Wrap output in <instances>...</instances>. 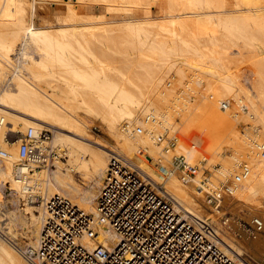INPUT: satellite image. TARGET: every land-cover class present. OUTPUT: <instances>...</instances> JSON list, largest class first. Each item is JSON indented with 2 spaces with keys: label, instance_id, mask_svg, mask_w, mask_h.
<instances>
[{
  "label": "bare ground",
  "instance_id": "1",
  "mask_svg": "<svg viewBox=\"0 0 264 264\" xmlns=\"http://www.w3.org/2000/svg\"><path fill=\"white\" fill-rule=\"evenodd\" d=\"M101 1L109 2L112 5L114 3L116 6L118 5L117 7H120L122 11H129L134 5L138 7H149V5L159 2L158 0ZM234 1V4L230 6V2L227 6V1L225 0H167L168 5L162 10L161 18L163 20L161 21L160 18L161 22L159 20V22L149 21L146 18L143 20H137V18H135L137 21L133 20L134 17H132L133 19L126 18V22H124L126 24L124 26L120 24L122 27H120V25L118 27L120 29L125 28L126 31L129 32L131 31V35L133 32H136L133 35L137 34V37L135 36L137 40L135 41H137L136 44H138V49L132 48L134 51L136 50V52H138L137 55L134 54L133 56L132 54H130L131 56L127 54V58H122L124 57V54H122L119 56L122 58V62L119 61V57V59L117 58V62H115L116 59H114V66L116 65L113 68L114 71H112L113 73L111 75H107L105 74L107 73L106 70L104 72L101 71L100 67L99 69L95 68L94 63L96 62L92 63L93 61H89L90 57L87 58V56L90 54H87L86 58L83 57L82 54H80V56L78 54L75 56L77 52L73 53L74 50H72V47L75 48L76 46H74L72 42H70L72 44V46H70L68 44L69 41L67 42L69 38H66L68 35L66 31H68V29L64 31V29L59 30L56 28V33L59 34H52L49 31L50 29H35L31 24L33 21L30 19L33 17L32 12L31 17H29L30 15L27 16L24 0H3L2 8L0 9V147L3 146L8 151L6 152L0 148L5 152V156L0 158V194L4 196L8 194L13 199L14 204H16L21 198L28 200V198L35 193L42 194L43 191H46L45 193L53 196L58 194L62 189L71 194L72 198H74L73 200H75L73 204L79 209L94 213L96 198L95 188L102 184L101 182L107 166V157L112 153H117L129 160V162L143 171L156 183L164 184L165 189L173 196L178 202V206L182 208L185 213L199 217L194 214V210L196 211L198 208L197 206L200 204H197L198 201H195L192 196L193 191L191 190L192 193H190L186 187L180 185L174 177L165 179L162 176V169L164 167L162 163L163 159L158 157V155L162 156L163 152L152 132L169 129V131L171 130V134H173L172 132H175V129L180 130L177 145L166 152L170 151L175 154L176 152L182 153L187 157L186 161L189 164H196V161L202 157L205 160L207 159V161H210L211 158H213L212 160L221 158L220 151L222 146L229 143V141H226L233 138L232 135H234V137L236 136L235 134H237V131L235 132L234 128L236 124L239 123L240 116L238 115L240 113L238 112L239 114L237 115V111L232 112L231 109H240L243 111L242 115L244 119L247 120V117L252 118L255 123L260 122L264 125V114H262L264 113V109H262L264 108V86L257 87L253 82L254 80H252L253 78L248 75H243L241 79V75H238L239 72H229L227 69H225L222 82L220 84L216 82V77L219 74L216 62L223 60V57L228 58V51L226 49L228 45L226 46V44L229 41L232 42L231 39L234 35L235 37H243V39H245L244 45H250L252 44V40L245 37L247 36L245 34L248 32V29L258 28L259 30H264V0ZM111 7L114 8V5ZM68 10V19L72 22L74 27L80 23V20L85 21L87 19L86 17V19L82 17L83 15L81 16L82 18L76 16V11L78 10H76L73 5L68 7ZM124 13H126V11ZM125 16H127V14ZM77 17H79L80 20ZM87 22L83 23L87 24ZM88 24L92 26L84 25V28L86 30L87 28H92L95 32L100 30H103V32L106 30V32H108V28L110 27H98V25H102V23L91 21ZM65 25H68L67 22H65ZM80 27L76 29H80ZM120 29H118V31H121ZM69 30L72 31V29ZM116 30L114 28L113 31ZM71 31L70 33H72ZM5 32L10 36L8 40H6ZM95 32L89 33L90 35L88 37H86L84 33V36H81V41L83 43L81 42L80 44L79 38L76 40V43H79V45L84 43H89V46L92 45L90 42L92 43L93 40H89L95 38ZM106 32H104V34H106ZM122 32L125 31L123 30ZM104 36L106 37V35ZM104 36L102 37L104 38ZM100 37L101 36H99V38ZM64 38H66V42L63 40ZM70 38H72V35ZM96 38H98V36H96ZM114 38L117 42L115 44L118 45L119 41L116 40V36ZM132 38L133 37H131V39ZM239 40L241 41V39ZM71 41L75 42V40ZM95 43H97V41ZM128 43L131 44L132 42ZM115 44L114 46H116ZM256 45L258 44H255V46ZM118 47L121 48L123 46L120 47L118 45ZM118 47L116 46L115 50ZM249 47L253 48L251 45ZM83 49L82 47V50ZM241 49H245V47H241ZM117 50L119 51V49ZM120 50L122 51V49ZM71 51L76 58L68 53H71ZM79 51H81V49H79ZM235 51L233 52L234 54L237 53ZM34 52L37 55H33ZM107 52L108 55L116 53L113 51V54L112 52ZM101 53L103 54V52ZM121 53H123V51ZM239 53L240 52H238V54ZM83 54L86 53L84 52ZM116 55L118 54H115V56ZM128 55L130 58L133 57L134 60L130 59ZM94 57L93 59L91 58V60H96ZM99 58L97 59L99 60ZM261 59L262 58L259 60L261 61ZM107 60H109V58ZM112 60L113 59L108 62L112 63ZM118 62L119 64H117ZM99 63L101 64V62ZM103 63L104 62H102V64ZM256 64L258 65V63H255V65ZM260 65L261 68H264L262 64ZM135 69H138V71L141 70V72L139 71L140 73L138 72V74ZM109 73L110 72H108V74ZM167 73L169 75L177 73L180 76L191 73L195 78L194 80H197L195 85L207 84L210 93L206 90L208 91L206 96H201L198 102H192L190 101L192 93L191 95L189 94L194 87L191 86L192 88L189 92L183 88L189 93L188 96L185 97L186 93L184 95L182 94V97L180 96L181 94L179 96L177 95L174 100H170L172 103L170 102L171 105H169L170 103L168 104L169 98H167L166 90L160 89L164 78L167 77ZM125 74H127V78ZM134 76L138 78L137 82L136 78L133 80ZM245 81H247L248 84L250 82L253 89L250 85L251 88H246L247 86L245 87V83L247 82ZM262 82H264V80H262ZM169 83L168 81L166 84L168 85ZM163 86L165 87L164 84ZM186 87H189V85ZM167 91L170 92V90ZM225 100L228 101L233 108H226V110L219 109L218 104L220 106L222 103L227 104ZM159 102L166 104V106L168 104L167 108L166 106L164 109L160 108L162 105L160 104L159 107V104H157ZM77 107L80 110L84 107L88 113L94 112L93 115L99 117L107 127L106 130L113 138L115 144L109 148L103 144L104 141L98 143L90 138H85V136H87L84 134L86 130H83L89 128V126L82 118L76 116L77 112H75V109L77 110ZM245 109L248 111L245 112ZM10 110L22 114L27 118L16 115L15 112H10ZM85 110L84 113L87 116ZM91 113L89 114L92 115ZM15 116L21 118L22 122L17 118L20 123H22L21 126H24L25 129H32L35 135H39L41 129L45 127L56 128L63 131H54L55 136L53 143L58 147L65 148L70 157L66 167H64V170H66L65 172H63L62 165L56 163V170L45 174L43 173V176L40 175V173H33L30 176H32L34 180L32 178V180H29V173L25 169H15V167H17L15 163L19 160L18 152L15 149L16 146L6 147L5 144L7 142L4 141L6 129L12 132L17 130L16 125L19 121H13ZM176 116H178L179 122L182 123L180 124L182 127L178 125V122H176L177 124L175 123L174 117ZM10 119H12L13 124L9 122ZM125 119V122L129 124V131L124 130L123 126L118 127L119 122ZM57 121L66 122L67 125H73V128H77V132L74 131V133L72 131V126H69L71 129L67 128L68 130L65 129V127H59L58 125H60V122L57 125ZM136 124L143 127L146 133L138 134L133 132L132 128ZM78 130L81 132H78ZM168 135L172 136L170 134ZM247 136L248 135L245 136V134L243 138L240 136L241 141H239L243 144L244 150H246L244 155L245 158L248 159L247 163L249 164L246 163L248 171L244 174L242 180L240 179V182L233 183L231 188L232 194L229 199L232 202L238 201L247 206L257 204V207H261V205L258 204L261 203L259 202L261 201L259 196L264 195V156L260 155L259 150L264 147V139L252 143V139L249 141ZM192 137L198 140L196 143L199 147L195 146V144H187L186 141L190 140ZM186 138H188V140ZM258 138L259 136L256 139L257 141L259 140ZM235 141L237 140H234V142ZM86 144L95 145L100 152L99 150H96L98 151L96 152L95 150L89 149ZM141 149L146 150L149 154L144 157V160L141 159V157L135 158V154L139 153ZM170 152L167 153V156L173 155L172 153L170 155ZM86 153L90 154V158H81V156L86 155ZM232 153L233 152H231V154ZM150 157L153 158V161L148 159ZM165 157L164 160L167 161L168 158L166 159ZM208 157L210 159H208ZM228 158L231 159H220L221 161L219 162H221V166L216 169L218 174L224 176L229 175L232 173V170H234L233 168L238 165L236 164L238 163V159H236L238 156H229ZM168 160H170V158ZM144 161L149 165L145 164ZM154 162H159L160 164L157 163L159 166H155ZM164 165L166 167V163ZM81 168L87 171V173H85L87 177L85 180V188H79L80 186L77 187L78 185H75L76 183L74 184L75 181H73V173H80ZM222 178L224 177H221V179ZM212 182L215 183L214 181ZM7 183H9L8 189H6L8 193L1 187H4ZM44 184H46V188H44ZM190 188L191 187H188V189ZM93 189H95V191H93ZM11 191H15V193H11ZM32 203L35 204V199L30 200V202L28 201L26 204L27 208L22 209L21 212H18L17 209V212L8 209L7 213L3 214V218L0 219V264H27L19 249L13 244V240L16 234L20 232V229L25 236L31 239V242L33 241L32 243L34 245L36 244L40 235L42 223L46 217V211L43 205H31ZM33 209L38 210L39 215H36ZM254 209L256 208L254 207ZM221 211L222 210H216V213H221ZM5 221L8 222L4 223ZM105 236L109 239L111 235L106 234ZM219 238L223 249L227 253L240 260L248 259L243 254L237 253L230 245L225 243L224 238L221 236H219ZM260 262V264H264L262 261Z\"/></svg>",
  "mask_w": 264,
  "mask_h": 264
},
{
  "label": "built area",
  "instance_id": "2",
  "mask_svg": "<svg viewBox=\"0 0 264 264\" xmlns=\"http://www.w3.org/2000/svg\"><path fill=\"white\" fill-rule=\"evenodd\" d=\"M228 107V103L221 104L223 110ZM122 125L129 131V124ZM132 130L142 133L140 127ZM154 137L159 144L166 142L163 149L168 151L179 140L178 129L170 137ZM47 139L46 131L35 135L29 129L20 140L17 169L30 173L65 155L46 146ZM261 154L264 156V147ZM4 156L0 149V158ZM247 171V164H240V173L233 181L239 182ZM169 177L193 188L213 210L232 194L233 182L213 183L206 163L191 165L183 155L171 158L164 172V178ZM40 199L46 217L39 238L34 246L18 247L27 264H255L227 253L208 218L185 213L164 184L156 183L117 153H112L107 162L94 213L79 209L61 194ZM221 223L231 229L233 221L225 216ZM251 224L248 236L256 240L264 230V221L254 217ZM106 234L111 235L109 239ZM261 261L264 263V253Z\"/></svg>",
  "mask_w": 264,
  "mask_h": 264
},
{
  "label": "rangeland",
  "instance_id": "3",
  "mask_svg": "<svg viewBox=\"0 0 264 264\" xmlns=\"http://www.w3.org/2000/svg\"><path fill=\"white\" fill-rule=\"evenodd\" d=\"M25 1V9H26V13L28 14L27 16H29V17H31L32 15H33V17H31L30 19H31V21H33L31 24H32V26L35 28V29H37V28H42V29H50L49 31L52 33V34H59V33H56L57 31V29H59V30H61V29H64V31L65 30H67L68 29V31H66V32H68V35H67V42H68V44L70 45V46H72V44L70 43V42H72L73 44H74V46H76L75 48L74 47H72L73 49L72 50H74L73 51V53L74 52H77V53H75V56L78 54L79 56H80V54H82L83 55V57H85L86 58V56H87V54H90V55H88L87 56V58H89L90 57V59H89V61H93L92 63H94V62H96V63H98V64H96V63H94V65H95V68H98L99 69V67H100V69H101V71H104L105 72V70H106V72L107 73H105V74H107V75H111L113 72L112 71H114V67L116 66H114V59H116L115 60V62H117L118 61V59L120 58V62H122L121 60H122V58H127V54H132V56L135 54V55H137V52H136V50L138 49L137 48V46H138V44H136V42L137 41H135V40H137L136 38H135V36L137 37V34L136 35H133V34H135L136 32H133L132 33V35H131V31L129 32V31H126V29L124 28H119L118 26L121 24L122 26H124L126 23H124V22H126L125 21V19L127 18V19H131L132 17H134V21H137V20H143V19H147V20H149V21H160V18L162 17V10H164V8L165 7H167L166 5H168V2H167V0H158L159 2H157L156 4H151V5H149V7L147 8L146 6H136V5H134V7H135V9H134V7H132V9L131 10H125L126 11V13H124L125 11L123 10L122 11V9L119 7H117L116 6V4H114L113 3V5H114V8L113 7H111V6H113L112 4H110L109 2H106V1H101V0H24ZM29 1V2H28ZM161 1V2H160ZM163 1H165V2H163ZM225 1H227L226 3H227V6L230 4V2H231V4H230V6L232 5V4H234L235 3V1L234 0H225ZM3 2V0H1V5H0V9L2 8V3ZM68 3V4H67ZM161 3H162V5H161ZM229 3V4H228ZM146 4V3H145ZM159 4V5H158ZM164 4V5H163ZM30 5V6H29ZM71 5H73V7L76 9V10H78V11H76V16H80V18H82V17H86L85 19V21H82V20H80V18L79 17H77L79 20H80V23L76 26V27H74L73 25H72V22L71 21H69V10H68V7H71ZM162 6H163V8H162ZM115 7H117V8H115ZM138 9H137V8ZM145 8V9H144ZM230 8V7H229ZM233 8V7H232ZM81 9V10H80ZM119 10V11H117V10ZM120 9H121V11H120ZM231 9V8H230ZM131 11V12H130ZM31 12H32V15H31ZM129 12V13H128ZM127 14V16H125V15ZM83 15V16H82ZM130 15V16H129ZM143 15V16H142ZM82 16V17H81ZM28 17V18H29ZM27 18V19H28ZM122 18V19H121ZM135 18H137V20L135 19ZM150 18V19H149ZM68 19V20H67ZM124 20V21H123ZM163 19L161 18V21H162ZM87 21H91V22H98V23H102V25H98V27L100 26V27H104V26H110L109 28L108 27H106V28H108L109 29V31L108 32H106V30L104 31V32H106V34H104V32H103V30H100V31H94L92 28H90V29H88L87 28V30L84 28L85 26H92V25H89L88 23L89 22H87ZM158 21V22H159ZM160 21V22H161ZM65 22H67V24L68 25H70V26H68V25H65ZM82 22V23H81ZM86 23L87 22V24H84V23ZM70 23V24H69ZM85 25V26H84ZM120 25V27H122ZM81 26V27H80ZM80 27V29H76V28H79ZM118 27V28H117ZM57 28V29H56ZM113 29L114 30V28H115V30L116 31H113V30H111V29ZM69 29H72V31L71 30H69ZM107 29V30H108ZM118 29H120L121 31H118ZM54 30H55V32H54ZM58 30V31H59ZM125 31V32H122V31ZM3 31V30H2ZM70 31L73 33H70ZM73 31H75V32H73ZM82 31H85V32H82ZM88 31V32H87ZM95 32L94 34H95V38H91L89 41H92L93 40V42L91 43L90 42V44H92V45H90L89 46V43H84V44H82V45H79V43H76L77 41V39L79 38L80 39V44H81V40H82V35L84 36V33L86 34L85 36L86 37H88L90 34L89 33H93V32ZM102 31V32H101ZM111 31V32H110ZM117 32V33H116ZM262 32V33H261ZM76 33H80L79 35L78 34H76ZM106 35V37L103 35ZM107 33H109V34H107ZM122 33V34H121ZM126 35H125V34ZM144 33V32H143ZM76 34V35H75ZM131 36H130V35ZM5 35H6V40H8L9 39V35L5 32ZM4 35V36H5ZM71 35H72V38H70L71 37ZM113 35H115L116 36V40L117 41H119V43H118V45L121 47V46H123V47H121V48H119L118 47V45L117 44H115V43H117L116 41H115V36H113ZM129 35V36H128ZM245 35H247V36H245ZM245 35H243V36H245V37H248L249 39H251L252 40V44H250L251 46H253V48L255 49H253L252 47L250 48L249 46V44H245L244 45V41H245V39H243V37H240V36H238V35H236V36H238V37H235V35H234V37L231 39V41L232 42H228L227 44H226V49H227V51H228V54H227V57L228 58H225V57H223V60H219V61H217L216 62V66H217V71H218V76L216 77V82H217V84H220L221 82H222V78H223V75L225 74V69H227L229 72H239L238 73V75H241L240 76V78L242 79L243 78V75H248L249 77H251V78H253L252 80H254L253 82L257 85V87H261V86H264V82H262V80H264V76H262V75H264V71H262V70H264V68H261V65L260 64H262V66H264V49H262V48H264V45H262V44H264V30H259L258 28H254V29H248V32L245 34ZM70 36V37H69ZM78 36V37H77ZM80 36V37H79ZM96 36H98V38H96ZM99 36H101L100 38H99ZM102 36H104V38L102 37ZM109 36H111V37H109ZM113 36V37H112ZM118 36V37H117ZM126 36V37H125ZM75 39H74V38ZM122 37V38H121ZM130 37V38H129ZM131 37H133L132 39H131ZM66 38H64L63 40L66 42ZM103 38V39H102ZM105 38H107V39H105ZM113 38V39H112ZM237 38V39H236ZM5 39V38H4ZM110 39V40H109ZM112 39V40H111ZM127 39H129V40H127ZM239 39H241V41L239 40ZM71 40H75V42L74 41H71ZM105 40V41H104ZM109 42H108V41ZM79 41V40H78ZM97 41V43H95V42ZM123 41V42H122ZM236 41V42H235ZM239 41V42H238ZM105 42V43H104ZM128 42H132L131 44L130 43H128ZM19 43V42H18ZM83 43V42H82ZM104 43V44H103ZM235 43V44H234ZM258 44V45H256L255 46V44ZM77 44V45H76ZM94 44H95V46H94ZM102 45V47H101V45ZM114 44L118 47L117 49H119V51L116 49L115 50V47L116 46H114ZM127 44H129V45H127ZM237 44V45H236ZM254 44V45H253ZM260 44H261V46H260ZM19 46H21L20 44H18ZM78 45H79V47H78ZM98 45H100V46H98ZM127 45V46H126ZM132 45V46H131ZM241 45H243V46H241ZM248 45V46H247ZM70 46H68V47H70ZM106 46H107V48H106ZM111 46V47H110ZM131 46V47H130ZM82 47L84 48L83 50H85V51H83L82 50ZM86 47V48H85ZM114 47V48H113ZM125 47H126V49H125ZM131 49H130V48ZM136 49L135 51H134V49ZM136 47V48H135ZM241 47L242 48H244L245 47V49H241ZM71 48V47H70ZM113 48V49H112ZM229 48V49H228ZM257 48V49H256ZM75 49H76V51H75ZM79 49H81V51L84 53H86V54H83L81 51H79ZM86 49H87V51H86ZM108 49V50H107ZM120 49H122V51H123V53H121L122 51L120 50ZM124 49V50H123ZM89 50V51H88ZM98 50V51H97ZM109 51L110 53L113 51V52H116V53H114L113 54V52H112V54L114 55H111L110 53V55H108V52L107 51ZM110 50H112V51H110ZM126 50V51H125ZM132 50H133V52H132ZM236 50V51H235ZM242 52H241V51ZM104 51H106V52H104ZM121 51V52H120ZM237 52L236 54H234L233 52ZM92 52V53H91ZM101 52H103V54L101 53ZM118 52V53H117ZM129 52H132V53H129ZM238 52H240L239 54H238ZM35 53V52H34ZM33 53V55H37L36 53L34 54ZM69 54H71V55H73V57L74 58H76L75 56H74V54L72 53V51H71V53L70 52H68ZM94 53V54H93ZM95 53H96V56H95ZM257 54V55H255V54ZM98 54V55H97ZM105 54H107V55H105ZM115 54H118V55H116L115 56ZM120 54V55H119ZM122 54H124L123 56L124 57H119V56H121ZM81 55V56H82ZM91 55H92V57H91ZM95 57H94V56ZM128 55V57L130 58V56ZM254 56V57H253ZM78 57V56H77ZM93 57H94V59L96 58V60H91V58L93 59ZM101 59H100V58ZM104 57V58H103ZM110 57H112V58H110ZM119 57V58H118ZM253 57V58H252ZM260 59V58H262L261 59V61L258 59V58ZM97 58H99V60H101V61H99ZM109 58V60H107ZM118 58V59H117ZM128 58V59H129ZM134 58H136V57H134ZM111 59H113L112 60V63L111 62H108V61H111ZM130 59H133V57H131ZM129 59V60H130ZM255 59H256V61H255ZM72 60V59H71ZM76 60V59H75ZM88 60V59H87ZM134 60V59H133ZM73 61V60H72ZM77 61V60H76ZM99 62H101V64L99 63ZM102 62H104L103 64H102ZM261 62V63H260ZM109 63H110V65L112 66H110L109 65ZM255 63H258V65H260V66H258L257 64L255 65ZM104 64H106V65H104ZM117 64H119V62L117 63ZM102 66V67H101ZM108 66V67H107ZM107 68V69H106ZM139 69V68H138ZM138 69H135L136 71H137V73L140 71L141 72V70H139L138 71ZM107 70H109V71H107ZM262 71V72H261ZM108 72H110L109 74H108ZM139 72V73H140ZM262 74H261V73ZM137 73H136V76H137ZM138 73V74H139ZM250 73H251V75H250ZM127 74H125V76H126ZM129 75V74H128ZM168 73L166 74V76L167 77H165L166 78V80H165V78H164V80H163V82H162V86H160V89L161 90H166V95H167V98H169V102H168V104L171 102L172 103V101H170V100H174V98H176V96L178 95H180L181 97H182V94L184 95L185 93H186V96L185 97H187L188 96V94L189 93H187V91L189 92L190 90H191V88L192 87H194L193 88V90H191L190 91V94L189 95H191V93L193 94V97H192V95H191V97L193 98H191L190 97V101H192V102H198V100L201 98V96H206L207 94H208V91H209V93H210V90H208V85L207 84H201V85H195V83L197 82V80H195L196 82H194V77H193V75L191 74V73H186V74H184V75H179V74H177V73H174V74H171V75H169V77H168ZM136 76H134V78H133V80L136 78ZM128 76H126V78H127ZM130 77V76H129ZM193 78V79H192ZM262 79V80H261ZM137 80H138V78H136V82H137ZM164 81H165V83H164ZM170 82L168 85L166 84L167 82ZM191 82H192V84H191ZM245 82H247V81H245ZM189 83V84H188ZM194 83V84H193ZM163 84L165 85V87L163 86ZM189 85V87H186V86H188ZM246 84V85H245ZM244 85H245V87L246 88H251L252 87V84L249 82V84H248V82L247 83H245ZM166 85H167V87H166ZM205 85V86H204ZM251 87H250V86ZM192 86V87H191ZM201 86V87H200ZM163 89H162V88ZM206 87V88H205ZM166 88H168V89H166ZM186 89V90H184V89ZM187 88H190V90H188ZM252 89H253V87H252ZM167 90H170V92L169 91H167ZM185 92H184V91ZM206 90H208V91H206ZM195 93H194V92ZM181 92V93H180ZM168 93V94H167ZM205 94V95H204ZM184 97V96H183ZM195 97V98H194ZM197 97V98H196ZM226 101V100H225ZM4 103V102H3ZM171 103L169 104V105H171ZM226 103H228L229 104V102L228 101H226ZM157 104H159L158 106L160 107V104L162 105L160 108H162V109H164L165 108V106H166V104H162V103H157ZM168 104H167V106H168ZM231 104H229V109H231L230 107H232L233 108V106H230ZM167 106H166V108H167ZM80 107V106H79ZM158 107V108H159ZM218 107H219V109H221V106L218 104ZM78 108V107H77ZM84 110H85V108L84 107H82ZM81 108V110L79 109H75V112H77L76 113V116H78V118L80 117V118H82L86 123H87V125L89 126V128H87V129H84L83 131H85V135H87V136H85V138H90L91 140H93V141H96V142H98V143H101V142H103V144L106 146V147H111L112 145H114L115 144V142H114V140H113V138L108 134V131L106 130L107 129V127L105 126V124L101 121V119H99V117H97V116H95V115H93L94 114V112H89V113H91L92 115H90L86 110H85V112H87V116H86V114L84 113V110ZM237 108H233V109H231V111L233 112H235V111H237L236 113H237V115L238 116H240L239 117V123L238 124H236V127L234 128V130H235V132L237 131V134H235L236 136L234 137V135H232V137L234 138H231L230 140H227L226 142H228L229 141V143H227V144H225V145H223L222 146V149H221V151H220V154H221V158H217V159H214V160H212L213 158H211L210 156V158H211V160L210 161H212V162H210L209 160L207 161V159L205 160V159H203V157L202 158H199L200 157V155H199V159H198V161H196V164L194 163V165H200V164H204V163H206V168H208V169H211V172H212V175H213V181L215 182V183H217V182H219V181H221L222 179L223 180H228V182L230 183V182H235V181H233L234 180V177L236 176V175H238L239 173H240V164H243V163H247V161H248V159H246L245 158V153H246V150H244V147L242 146L243 144L240 142L241 141V139H240V136L243 138L244 137V134H245V136L246 135H248L247 136V139L249 138V141H251V139H252V143L254 142V141H256V142H259V141H261L262 139H264V137H262V136H264V125H262V123H260V122H257V123H255V121L252 119V118H248L247 117V120L246 119H244L243 118V115H242V110H240V109H237ZM262 109H264V108H262ZM6 110H9V109H6ZM245 112L246 111H248L247 109H245L244 110ZM10 112H15V111H11L10 110ZM239 112V113H238ZM16 113V115H19V116H22V117H26V116H23L22 114H18L17 112H15ZM15 113H13V114H15ZM79 114V115H78ZM89 114V115H88ZM262 114H264V113H262ZM92 116V117H91ZM17 118H19V117H17V116H15V118L13 119V121L15 120V121H19ZM27 118V117H26ZM180 118V117H179ZM12 119H10L9 120V122H11L12 124H13V121H12ZM20 120H21V118H19ZM86 119V120H85ZM8 120V119H7ZM176 120H178V125H180V124H182V123H180L179 122V119H178V116H176V117H174V121H175V123H176ZM14 121V122H15ZM126 121V119L125 120H122V121H120L119 122V124H118V127H121V126H123L122 124L124 123ZM180 121H181V119H180ZM21 122H22V120H21ZM59 122L60 121H57V125L59 124ZM62 123V124H61ZM66 122H60V125H58L59 127H65V129H69L71 126H72V131L74 132H77L76 131V129H75V127L73 128V125H67V123L65 124ZM16 124H17V122H16ZM19 124V125H18ZM16 126H17V130L16 131H14V132H12V131H8L7 129H6V132H5V136H4V141L5 142H7L6 144H5V146L7 147H12V146H16L15 147V149H16V151L18 152V148H19V145H20V143H21V139L23 138V136H24V134H26V132L29 130L28 128H24V126H21L22 125V123H20V121H19V123H18ZM177 124V123H176ZM261 124V125H260ZM65 125V126H64ZM67 125V126H66ZM70 126V127H69ZM105 126V127H104ZM181 126V125H180ZM23 129H22V128ZM137 127H140L141 129H142V133H140V134H144V133H146V130L143 128V127H141L139 124H136L135 126H133V128L132 129H135V128H137ZM182 127V126H181ZM253 127V128H252ZM20 128H21V130H20ZM50 128V129H49ZM257 130H256V129ZM67 129V130H68ZM71 129V128H70ZM181 129V128H180ZM254 129V130H253ZM163 130V129H162ZM20 131V132H19ZM44 131H46L47 132V134H48V139L46 140V142H45V145L46 146H49V148H52V149H54L55 151H58V152H62V151H64L65 152V155H63V157L62 158H57L56 160H54L51 164H49L48 166H40L39 168H35V169H33L32 170V172H30L28 175V177H29V180H34V178L32 177V176H30V175H32L33 173H40V175H44L45 173H47V172H51V171H53V170H56V163H59L60 165H62V168H63V172H65L66 170H64L65 168L64 167H66V165H67V161L69 160V155H68V153H67V151H66V149L65 148H63V147H58L56 144H54L53 143V139H54V136H55V132L54 131H60V132H63V131H61V130H59V129H56V128H51V127H45V128H42L41 129V131L40 132H44ZM169 129H167V130H163V131H157L156 130V132L155 131H153L152 132V134L154 135V136H156L157 134H165V136H169L168 134H170V135H172L171 134V130L169 131ZM8 132V133H7ZM65 132V131H64ZM74 132V133H75ZM78 132H81L80 130H78ZM161 132V133H160ZM168 132V133H167ZM256 132V133H255ZM172 133H174V132H172ZM180 133V130H178V134ZM251 133V134H250ZM78 134V133H77ZM83 134V133H82ZM250 134V135H249ZM261 134V135H260ZM237 135H238V137H237ZM256 135V136H255ZM253 136H255V137H253ZM259 136V140L257 141L256 139H257V137ZM110 137H111V139H110ZM170 137V136H169ZM253 137V138H252ZM237 138V139H236ZM239 138V139H238ZM255 138V139H254ZM261 138V139H260ZM187 140H188V138H186ZM190 139V138H189ZM83 140V139H82ZM196 140V141H195ZM234 140H237V141H235L234 142ZM240 140V141H239ZM85 141V140H84ZM193 141V142H192ZM187 142V144H192V145H194L195 144V146H197L198 144L196 143V142H198V140L196 139V138H194V137H192L190 140H188V141H186ZM235 143V144H234ZM237 143V144H236ZM240 143V144H239ZM84 145V144H83ZM87 145V144H86ZM158 145L160 146V148H161V150H162V152H163V154H162V156L161 155H158V157H160V158H162L163 160H164V157L167 159H169L170 158V160H171V158L173 157V156H175V155H183L182 153H177L176 152V154L175 153H173V152H170V155H171V153L173 154V155H171V156H167V153H169V152H166V150L165 149H163V147L166 145V142L164 143H161V144H159L158 143ZM177 145V144H176ZM230 145V146H229ZM87 147H89V149H92V150H99L98 148H96L95 147V145H93V144H91V145H87ZM197 147H199V146H197ZM243 147V148H242ZM1 149H3V150H5L6 152L8 151L7 149H5L3 146H1L0 147ZM236 148V149H235ZM240 148V149H239ZM238 149V150H237ZM243 149V150H242ZM141 151V150H140ZM245 151V152H244ZM96 152H98V151H96ZM99 152H100V150H99ZM231 152H233L232 154H231ZM241 153V154H239V153ZM259 152H260V155L262 156V154H261V149L259 150ZM243 154V155H242ZM146 155H149L148 154V152L146 151V150H142V153H137V154H135V158H140L141 157V159H143L144 160V157L146 156ZM169 155V154H168ZM184 157H185V155H183ZM225 156V157H224ZM229 156H238V158H236V159H238V163H236V164H238V165H236L233 169L234 170H232V173H230L229 175H226V176H224V175H221V174H218L217 172H216V169H218V168H220V166H221V162H219V161H221L223 158L224 159H227V160H229V159H231V158H228ZM90 158V154H88V153H86V155H82L81 156V158ZM208 157V159H210ZM223 157V158H222ZM240 157V158H239ZM108 159H107V162H108V160H109V158H110V156H108L107 157ZM187 157H185V159H186ZM245 158V159H244ZM167 159V161H163L162 160V163H163V169H162V176L164 177V172H165V170H167L168 168H169V165H170V160H168ZM201 159V160H200ZM221 159V160H220ZM240 159V160H239ZM202 160H205L204 162H202ZM218 160V161H217ZM153 161V160H152ZM215 161V162H214ZM107 162H106V165H107ZM166 163V167H165V163ZM234 162H236V161H234ZM144 163L145 164H148L146 161H144ZM155 164V166H159V162H154ZM157 163H159V164H157ZM191 163V162H190ZM198 163V164H197ZM215 163V164H214ZM191 164H193V163H191ZM247 164H249V163H247ZM18 165V161H16V163H15V166H17ZM149 165V164H148ZM168 166V167H167ZM250 167V166H249ZM15 169H17V167H15ZM15 169H14V171H15ZM85 171V172H84ZM82 172H84V173H82ZM44 173V174H43ZM85 173H87V171L86 170H84V169H80V173L78 172V173H73V181H75L74 182V184L75 185H78L77 187H79V188H85L86 186V179H87V177H86V174ZM83 174H85V175H83ZM215 174H216V176H215ZM86 177V178H85ZM221 177H224V178H222L221 179ZM32 178V179H31ZM82 178V179H81ZM84 178V179H83ZM175 179H176V177H174ZM103 180V179H102ZM218 180V181H217ZM222 180V181H223ZM241 180H242V178H241ZM240 182V181H239ZM102 183V182H101ZM179 183V182H178ZM181 185V184H180ZM8 186H9V183H7L6 185H4V187L3 186H1L2 188H3V190L4 191H6V193H8L7 192V190L6 189H8ZM101 186V185H100ZM100 186L99 187H96L95 189H96V191H95V189H93V191H95V195H97V193H98V190H99V188H100ZM185 187V186H184ZM44 188H46V184H44ZM186 189L190 192V193H192V191H193V193H192V196L194 197V199H195V201H198V203L197 204H200V205H196L198 208L196 209V211L194 210V214L195 215H198L199 217H201V218H203V219H206V218H208V221L209 222H211L215 227H216V230H217V232H218V234H219V236H221L222 238H224V241H225V243H227L228 245H230L237 253H239V254H243L244 256H246L250 261H252L253 263H255V264H260L261 262V255H262V253H264V230H262V232L259 234V236H258V238L256 239V240H253V239H251V238H249V236H248V233H249V229L251 228V221H252V219L254 218V217H259L262 221H264V218H262V217H264V215H262V214H264V209H262V208H264V195H260L259 196V198L261 199V201H259V202H261L260 204H258V205H261V207L259 206V207H257V204L256 205H249V206H247V205H245V204H243V203H241V202H238V201H236V202H232V201H230V196H225L224 198H223V201H222V204H221V206H220V208L218 207L217 209H215V210H213V209H211L209 206H207L206 204H205V201H204V198L203 197H201L200 195H197L195 192H194V190H193V188L191 189H188V187H186ZM45 190V189H44ZM192 190V191H191ZM61 191V192H60ZM59 192H58V194H61V195H63V196H65V197H67L68 199H70L73 203H75V200H73L74 198H72V196H71V194L70 193H67V192H65V191H63L62 189L60 190ZM10 192V191H9ZM46 192V191H45ZM44 191H43V193L41 194V193H35L33 196H30L29 198H28V200L26 199H23V198H21L20 200H19V202L18 203H16V204H14V201H13V199L11 198V196H9L8 194H7V196H4V195H2V194H0V219H2L3 218V214H6L7 213V211H8V209L9 210H11V211H15V212H21V210L22 209H24V208H27V203H28V201L30 202V200H33V199H35V204L34 203H32L31 205H36V206H39L40 205V203H41V199H40V196H42V197H50L51 195L50 194H48V193H45ZM11 193H15V191H11ZM45 193V194H44ZM194 194V195H193ZM6 195V194H5ZM3 197V198H2ZM228 197V198H227ZM200 198V199H199ZM4 199V200H3ZM198 199V200H197ZM228 199V200H227ZM10 200H11V202H10ZM25 200V201H24ZM226 200V201H225ZM4 201H5V203H4ZM10 203H9V202ZM225 202V203H224ZM229 202H231V203H229ZM233 203V204H232ZM19 204V205H18ZM14 207H13V206ZM9 206V207H8ZM7 207V208H6ZM19 207V208H18ZM254 207L256 208V209H254ZM207 208H209V209H207ZM259 208V209H258ZM261 208V209H260ZM16 209H17V211H16ZM216 210H222L221 211V213H216ZM33 211H34V213H36V215H39V211L38 210H36V209H33ZM211 211V212H210ZM189 212H191V211H189ZM192 213H193V211H192ZM29 216V215H28ZM225 216H228V217H230L231 219H232V221H233V223H231L232 225H231V229H228V228H226V227H224L223 225H222V223H221V221H222V219L225 217ZM6 222H8V221H5L4 223H6ZM236 222V223H235ZM18 229H19V227H18ZM19 231L20 232H18L17 234H16V236H15V238H14V240H13V244L15 245V247H20V248H22V247H25V246H34V244L31 242V239L30 238H28L27 236H25V234H23L22 233V231L19 229ZM31 236H33V235H31ZM249 238V239H248Z\"/></svg>",
  "mask_w": 264,
  "mask_h": 264
}]
</instances>
